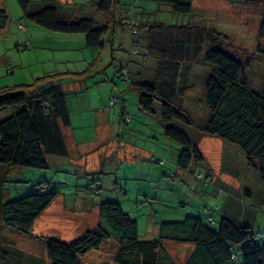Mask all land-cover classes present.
I'll use <instances>...</instances> for the list:
<instances>
[{
	"label": "rangeland",
	"instance_id": "obj_1",
	"mask_svg": "<svg viewBox=\"0 0 264 264\" xmlns=\"http://www.w3.org/2000/svg\"><path fill=\"white\" fill-rule=\"evenodd\" d=\"M119 1L129 6L132 0ZM234 1L232 4V0H193L191 15L181 16L174 14L169 6L140 0L133 5L140 8L139 13L134 18L123 16L116 29H111L104 37L102 53L85 48L84 35L76 36L80 42L67 48V44H61V39L57 38L59 33L47 32L33 24V30L29 31L31 37H37L41 31L55 37L37 55L34 52L37 50L31 46L17 42V36H22L19 32L8 36L0 33V86L31 84L44 70L51 68L59 73H82L93 60L98 63L92 76L65 81L62 85L70 117L66 134L73 135L75 140L71 141L73 145H68V155L47 157L48 168L44 170L0 165V206L40 188L43 192L58 193L37 218L30 234L0 222V248L9 256L8 261L3 260L4 257L0 261L47 264L45 239L53 237L69 243L103 223L97 211L100 202L119 203L123 212L136 221L142 240L155 238L161 223L181 222L187 216L201 214L203 206L213 205L220 209L214 213L213 229L225 217L248 226L251 232L264 234V182L259 173L247 166L245 155L238 147L200 136V128L210 118L204 90L209 75L203 63L206 45L200 46L198 58L201 60L192 66L189 88L181 107L190 124L179 120L164 123L157 102L151 114L141 113L138 94L130 85L151 82L155 75L157 62L147 57L144 43H132L133 32L139 38L143 33V28L136 25L148 24L149 27L173 26L176 31L183 26L188 33L200 32L204 36L214 31L221 34L225 50L230 48L238 52L239 57L247 55L249 84L254 90H260L264 86V55L258 54L256 47L263 43L257 33L264 1H255V5L250 1L245 4ZM13 4L21 20L29 24L16 0H8L12 18H19L15 17ZM92 12L88 16L100 26L102 20L95 15L103 16L102 13ZM120 68H123L122 73L118 72ZM7 69L11 74H7ZM119 97L121 104L107 107L109 100ZM122 107L126 119L130 120L127 125L121 121ZM8 111H0V121L9 116ZM166 127L183 131L197 145L204 157L202 165L215 174L211 173L213 186H204L178 170L176 159L180 146L165 136ZM172 175H176L173 181L169 179ZM179 246L187 245L168 242L172 254L177 251L172 248ZM116 250L115 242L108 240L98 250L85 254L80 262L113 264ZM236 262L240 263L239 257Z\"/></svg>",
	"mask_w": 264,
	"mask_h": 264
},
{
	"label": "trees",
	"instance_id": "obj_2",
	"mask_svg": "<svg viewBox=\"0 0 264 264\" xmlns=\"http://www.w3.org/2000/svg\"><path fill=\"white\" fill-rule=\"evenodd\" d=\"M146 1L169 6L174 14L181 16L191 15L193 10V0ZM249 1L255 5L253 2L259 0H240L244 4ZM135 2L137 0H132L129 6H124L119 0H94L96 10L105 15V22L98 26L90 17L79 16L77 12L71 15L58 0H43L40 6L28 0H17L23 17L31 24L53 33L82 34L85 47L101 53L105 47L104 37L111 29L114 31L122 17L134 18L139 13L133 8ZM119 10L123 13L116 20L115 13ZM6 23V13L0 11V29ZM136 27H142L143 33L139 38L133 32L132 43L143 42L147 57L157 62L151 82L130 84L138 94L139 111L151 114L157 102L164 123L179 120L190 124L181 107L189 88L192 66L201 60L198 58L200 46L206 45L203 63L209 75L204 90L210 118L200 128V136L238 147L245 155L247 166L257 171L264 182V86L256 91L249 84L247 55L239 57L238 52L225 50L222 35L215 31L204 36L200 32L188 33L183 26L178 32L171 28L173 26L138 24ZM257 36L263 43L257 45L256 52L264 55V13L260 15ZM142 38L144 41H140ZM97 66V60H93L82 73L45 74L31 84L0 87V111L10 110L9 116L0 121V165L44 170L48 168L47 157L68 155L62 130L70 126V117L62 85L65 81L92 76ZM124 78L128 79L127 75ZM115 100L116 104H121L120 97ZM123 109L120 117L127 125L130 120L125 121L127 116ZM164 134L180 146L176 159L178 170L204 186H213L212 170L202 165L204 157L197 145L177 128L166 127ZM175 176L169 179L173 181ZM40 190L1 205L0 222L30 234L37 218L58 196L56 192ZM219 210L215 205L203 206L202 215L187 216L181 222L161 223L155 238L142 240L136 221L123 212L119 203L100 202L97 211L103 223L69 243L53 237L45 239V256L50 264H83L80 260L85 254L112 240L117 247L113 264H264V234L251 232L248 226L225 217L213 229L214 213ZM168 242L192 246V250L177 262L168 249ZM176 256L179 257L178 250ZM2 257L9 259L0 248V259ZM237 257L240 263L236 262ZM0 264L5 262L0 261Z\"/></svg>",
	"mask_w": 264,
	"mask_h": 264
},
{
	"label": "crops",
	"instance_id": "obj_3",
	"mask_svg": "<svg viewBox=\"0 0 264 264\" xmlns=\"http://www.w3.org/2000/svg\"><path fill=\"white\" fill-rule=\"evenodd\" d=\"M28 1H30L31 3H33V2L34 3H38L39 6L41 4H43L42 3L43 0H36V1L35 0H28ZM93 1L94 0H58V3L61 6H65L67 8V11H71V15L74 12H77L79 16L89 17L88 16L89 13L92 12V10H96ZM139 1L140 0L137 1V4H139ZM13 9L15 10V13H16L15 14V17H19V18H16L17 20L16 19L14 20L12 18L13 16H12L10 10H9L8 0H0V11H4L6 13V17H7V23H6V25H5V27L3 29H0V33L2 35H7L8 36L10 34L12 35L13 32H15V34H17L19 32L18 34H22V36H20V35L17 36V42L19 44L22 43L23 45H29V46H31L32 49L37 50V51H34L36 53V55H37L38 54V51H41L42 49L44 50V48H42V47L43 46L44 47H47V45L50 44V41L49 40L54 39L55 37L48 36L50 34V33H47L48 31L47 32L41 31L42 33L41 32H38L37 37H31V35H29V31L33 28L32 25H31V23L29 22V24H26V23H24L21 20L20 14L18 15V9H17L16 5H14V4H13ZM137 9L139 10L140 8H137ZM142 11L144 12V10H142ZM92 13L95 14V12H92ZM122 13L123 12L120 11V10L115 13L116 20L119 19V18H121ZM137 13H138V11H137ZM102 15L103 16H100V15L97 14L95 16L101 18L102 23H104L105 22V15L104 14H102ZM13 21H16V22L14 23ZM114 26H116V25L114 24ZM55 34H57V33H55ZM76 36H78L77 38H82L83 35L82 34H74V35L58 34V37L57 38L59 40L61 39V44H67V48H69V45H74V43L76 41H79L80 42V39H75ZM39 37H42V38L40 39ZM36 43H38L39 46H37ZM82 44H84V40H83V43ZM83 46H85V44ZM53 57L55 59V56H52V59H53ZM7 71L9 73H7ZM7 71H6L7 74H11V70L10 69H7ZM52 73H58V72L55 71V70H52V68L50 70H47V71L44 70L42 72L43 75H45V74H52ZM36 75H39L38 72H37ZM13 79H14L13 82L16 83L15 78H13ZM17 85H20V84H17ZM0 87H12V86H10V85L2 86L1 85ZM109 102H110V100H109ZM107 107H110L109 104H108ZM123 111H125V109H123ZM68 129H70V126L69 127H66V128H63V130H62L63 131V136H64V141H65V145L67 147V151H68V145L69 144L73 145L71 143V141L75 142L73 135L68 136L66 134V130L68 131ZM181 248H180V246L177 248L178 253H179V257L176 256V253L173 254L179 260L177 262H181L182 259H185L186 256L192 250V246H184V247H181ZM47 263H48V261H47Z\"/></svg>",
	"mask_w": 264,
	"mask_h": 264
},
{
	"label": "built area",
	"instance_id": "obj_4",
	"mask_svg": "<svg viewBox=\"0 0 264 264\" xmlns=\"http://www.w3.org/2000/svg\"><path fill=\"white\" fill-rule=\"evenodd\" d=\"M116 102H117V100H115V99L110 100L109 106H114L116 104ZM126 121H128V119H126Z\"/></svg>",
	"mask_w": 264,
	"mask_h": 264
}]
</instances>
